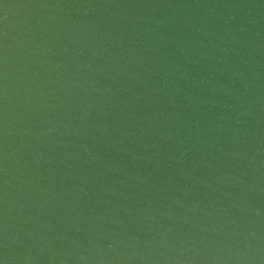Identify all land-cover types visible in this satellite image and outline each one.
I'll return each mask as SVG.
<instances>
[{
	"label": "water",
	"instance_id": "1",
	"mask_svg": "<svg viewBox=\"0 0 264 264\" xmlns=\"http://www.w3.org/2000/svg\"><path fill=\"white\" fill-rule=\"evenodd\" d=\"M2 264H264V0H0Z\"/></svg>",
	"mask_w": 264,
	"mask_h": 264
},
{
	"label": "snow or ice",
	"instance_id": "2",
	"mask_svg": "<svg viewBox=\"0 0 264 264\" xmlns=\"http://www.w3.org/2000/svg\"><path fill=\"white\" fill-rule=\"evenodd\" d=\"M0 264H2V262H0Z\"/></svg>",
	"mask_w": 264,
	"mask_h": 264
}]
</instances>
